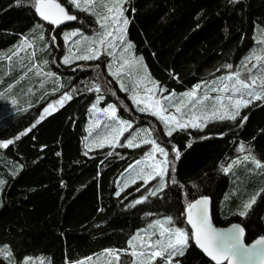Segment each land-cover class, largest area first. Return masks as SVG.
Listing matches in <instances>:
<instances>
[{
    "label": "trees",
    "instance_id": "obj_1",
    "mask_svg": "<svg viewBox=\"0 0 264 264\" xmlns=\"http://www.w3.org/2000/svg\"><path fill=\"white\" fill-rule=\"evenodd\" d=\"M58 1L77 17L68 27L91 34L97 11L86 13ZM122 7L129 21L122 43L133 45L132 54L142 58L162 97L191 90L221 95L225 76L237 70L244 75L246 58L253 52L264 55V0H126ZM63 27L42 20L35 0H0V141H14L0 148V248L7 246L11 255L9 260L0 254V264H24L26 259L28 264H73L103 257L106 249L131 252L128 241L154 219L171 217L170 227H186L185 207L200 196L211 199L215 225L240 223L246 243L264 236V193L246 215L237 213L245 199L264 189V170L244 160L264 161V101L241 109V117H248L242 125L240 117L210 119L203 129H177L168 136L154 116L136 115L107 69L109 55L61 61ZM255 35L262 39L254 40ZM25 40L29 46L17 53ZM229 64L233 67H225ZM65 92L72 99L54 105L56 110L37 124L43 109ZM97 97L101 105L115 104L119 116L146 119L154 140L168 151L175 171L169 168L156 196L150 192L158 187L157 178L125 189L117 184L148 144L129 148L122 136L103 148L85 146L90 106ZM25 129L31 131L16 140ZM141 197L146 199L133 206ZM131 258L121 256L124 264H131ZM174 261L214 264L191 239Z\"/></svg>",
    "mask_w": 264,
    "mask_h": 264
},
{
    "label": "snow or ice",
    "instance_id": "obj_2",
    "mask_svg": "<svg viewBox=\"0 0 264 264\" xmlns=\"http://www.w3.org/2000/svg\"><path fill=\"white\" fill-rule=\"evenodd\" d=\"M21 0H18V3ZM126 0H113L112 6L109 7L105 3H101L100 0H68V3L74 8L81 11H89L90 8H94L96 6L103 7L107 10L108 13H111V17L108 15H99L98 22L100 21H108L111 19V23L116 25L118 23H122L124 27H119L116 29L117 32H123L124 28L128 25L129 21L124 17V8L122 4L125 3ZM231 3H238V0H230ZM35 11L36 13L44 20L48 21L52 25H61L66 21L76 20L77 17L75 15L69 14V11L62 6L61 3L57 2V0H35ZM102 27L105 28V31L99 36V45L105 46L108 44L109 37H113V33L107 31V24H102ZM69 35H76L75 32L71 34H65V40L68 39ZM114 38V37H113ZM40 39H43L41 36ZM120 39L123 40V35L120 36ZM55 37H53V41ZM79 43V42H77ZM264 43V41H261ZM28 42L22 41L21 47H28ZM133 45L131 43L127 44V49H131ZM88 51L91 53L89 55L79 56L77 55L75 59L77 60H93L96 59L99 55L98 48H89ZM261 52L264 53V49H261ZM16 55L14 51L12 56ZM12 56H9L8 59L11 60ZM254 59L258 63L251 64V67H247V61ZM142 61L140 58L137 62ZM264 61V55H257L253 52L248 58H246L245 62H243L242 67L247 68L249 73H252L253 69H257L259 65V69L261 72H264V64L260 62ZM45 63H47L45 61ZM64 64L70 63L69 57H65L63 60ZM125 63H129V61H125ZM227 68H232V65H226ZM146 72V67H145ZM37 75H40V71H37ZM47 75L51 76L53 73L49 72ZM241 72L239 70L232 72L227 79L232 80L235 78V82L232 84V89L234 92L241 93L239 98H233L232 96L227 97L228 104H220L219 107L214 105V110L211 112V115H202L198 116L195 112L191 111V109H195L196 104L200 101L197 100L195 103L191 105L190 108V118L181 122L175 115H161V112L165 111L161 107L160 100H153L152 95L147 97L148 101L151 103L143 102L137 100L135 96L132 97L133 102L139 106L142 102L145 104L144 107H139L140 112L151 111V114L159 117L161 121H163L166 128V135L171 136L172 133L177 129H186L188 127L203 129L206 126V123L209 119H218L220 121L230 120L236 121L238 117H240V124L242 125L247 119V116L241 117L240 110L248 107L254 101H264V75H249L247 79H242ZM155 85L156 82L152 81ZM163 91V89H160ZM216 89H213L215 91ZM229 90V85L224 84L222 88L219 89L221 92H227ZM96 91H99V87H96ZM146 91L150 94H154V89H146ZM186 97L191 99L196 95L195 90L190 91L184 94ZM245 96L247 98H245ZM207 97H205L206 99ZM72 96L68 92H65L58 100L54 103H49L47 107L43 109V113L40 115L39 120L36 121L38 124L41 120L45 118V114H50V111H55L56 108L54 105H63L66 100H71ZM163 99L167 100L168 97H163ZM217 101H220L222 98L217 96L215 98ZM15 103V101H13ZM95 104L93 108H95ZM176 112L182 113V108L185 107L184 101L181 100L179 104L175 105ZM154 109V110H153ZM105 112H110L112 118H116L117 110L114 105L109 104ZM95 127H99V121H97L94 125ZM32 127H35L33 125ZM132 125L123 120L118 121V127L112 128L106 135L98 136L93 143L96 144L97 147L103 148L105 144L114 145V143L119 139L120 135H123L128 128H131ZM31 131V129H25L21 132L16 140H19L21 136L27 134V132ZM147 131V130H145ZM87 139V138H86ZM136 137L132 136L127 139L124 146L129 148H137L144 144L151 145V151L145 153V160L151 161V163L147 164L146 167L151 169V171H145L144 167L140 168V171L135 172V178L129 177L128 181L124 183V187H128L129 183H136V179H142L143 184L147 185L150 180L155 178H160L159 186L150 192V195L156 196L159 192L163 190L165 187L164 176L168 172L169 168L171 171H175V164L172 161L168 160L169 153L165 150V148L161 147L155 140L152 139H141L140 143L137 144L135 142ZM13 140H2L0 141V148H7L11 145ZM87 147V145H86ZM243 145H241V150H243ZM172 152L175 154V158L179 159L181 153L179 150L173 146ZM157 153L164 157L163 160L156 159ZM87 155V153H85ZM244 160H251L257 168L264 167L261 165L259 160H256L254 156H245ZM234 163H238V161H234ZM142 164L141 160L135 161V165L139 167ZM131 167V166H130ZM232 165L224 168V172H228L229 168ZM3 181L0 180V185H3ZM173 183L175 181L173 180ZM122 190V189H121ZM139 191V189H137ZM262 193H264V189H261L260 192H257L256 195L252 196L250 200L243 203V210L239 212V215H246L255 205L257 201V197H259ZM119 192L116 193L119 196ZM146 197H141V199L135 200L133 202V206L135 204H140ZM208 204L209 198L207 196H202L200 199L195 200L194 202H190L187 204L186 212H187V222L191 225V234L185 232L184 229L179 227H166V225H170L172 223L171 217H166L165 219H157L153 224L149 225V228L158 229V239L154 241L145 240L143 236L139 233L133 236L131 240L128 241V245L131 248V252L128 249L124 250H115V249H106L105 253L112 257V260L108 262V264H124L121 260L122 255H130L133 259L131 260V264H152V262L157 261L159 258H163L165 264H179L178 261H174L175 257H182L185 254L186 249L189 246V239L194 240L195 244L199 246L216 264H221V260L227 261V264H239L240 261L244 260H255L258 264H264V237L259 238L255 241V243L251 246H245L242 241L243 236V228L238 224L232 225L231 229L227 230H217L215 229L209 221L208 214ZM144 231V230H141ZM155 234V233H153ZM140 240L139 250H137V245L134 244V241ZM0 254H3L5 258L11 260L10 252L7 249V246L0 248ZM92 258L89 257L88 260ZM24 264H28V260L24 261ZM79 264H84L83 261L79 262Z\"/></svg>",
    "mask_w": 264,
    "mask_h": 264
},
{
    "label": "rangeland",
    "instance_id": "obj_3",
    "mask_svg": "<svg viewBox=\"0 0 264 264\" xmlns=\"http://www.w3.org/2000/svg\"><path fill=\"white\" fill-rule=\"evenodd\" d=\"M65 1L68 3V0H65ZM100 2L105 3L109 7H111L113 0H100ZM71 7L74 8L73 6H71ZM99 7L100 6L90 8L89 11H85V12L91 13V11L95 10V11H97V14H99L101 16L108 15L109 17H111V15H112L111 13H108L107 10L103 7H102V9H99ZM74 9H76V8H74ZM93 21H94L93 25H95V26H93L91 34H80V30L78 28L68 27L69 25L64 26L61 29L60 32H61V36H62L63 52H64L63 55H61V61H63L65 57H69V59H70V63H68V64H71L75 61H82V59L77 60V59H75V57L77 55L84 56V55L91 54L88 51L89 48H98L99 49V55L101 53H104L107 56L109 55L110 59L106 63L107 69L109 70V72L113 76H115L118 79V81L120 83V88L123 89L122 91L126 92L127 97L129 98L133 108L136 111V115H138V114L152 115L151 111H146V112H140L139 111V107L145 106V104L143 102L151 103V101L147 100V97L149 95H152L153 100L158 99L161 101V107L163 109H165V111L161 112V115H169V114L175 115L177 117V119H179L181 122H184V120H187L190 118V111L189 110L191 108V105L193 103H195L197 100H199L200 102L197 103L195 109H191V111L195 112L196 115H198V116H202V115L210 116L211 112L214 110V105L216 107H219L220 104L227 105L228 104L227 97L232 96L235 99V98H239L241 96V94L237 95V93L234 92L233 89H232V93H228V91H229L228 90L227 92H223L221 95H213L209 92L195 90L196 95L194 97H192L191 99H189L188 97H186L184 95L185 93H188L190 91H186L184 93H182V92L171 93V94L163 96V97L167 96L168 97L167 100L163 99V97L159 95V90H158L156 84L154 85L152 83V81H154V80H152L149 77L147 70L145 72V66H144L143 61H140L138 63L137 61L140 59V57L134 56L132 54L131 50L127 49V43L126 44L122 43L120 36L121 35L124 36L125 28H124L123 32H117L116 31L117 28L124 27L122 25V23H118L116 25H113L111 23V19H109L106 22L105 21L98 22V16H93ZM105 23L107 24V31L112 32L114 38L109 37L108 38V40H109L108 44L105 46H100L99 45V36H100V34H102L105 31V28L102 27V24H105ZM72 32H75L76 35H74V36L69 35L68 39L65 40V34H71ZM261 39H262L261 36L260 37H258L256 35L254 36V40H261ZM77 42H79V43H77ZM25 48H27V47L22 48L20 46L16 50V52L18 53L21 49H25ZM99 55L97 57H99ZM125 61H129V63H125ZM253 63H258V62L255 61L254 59H252L251 62L249 64H247V67H251V64H253ZM260 63L264 64V61H261ZM14 66L17 67L16 64ZM17 68H20V66ZM242 71L246 72L244 75L241 74L240 78H242V79H247V77L249 75H257V76L264 75V72L260 71L259 65H258L257 69H253L252 73H249L247 71V68H245V67L243 68ZM4 73H6V71H4ZM2 74L3 73H0V76H3ZM228 76L229 75L225 76L222 79V82H224L225 84L228 83L229 87H232V84L235 82V78H233L232 80H229V79H227ZM2 81L3 80L0 77V83H2ZM222 87H223V85L220 86V88H222ZM146 89H154V94L148 93L146 91ZM191 91H193V90H191ZM133 96H135L137 100H140L143 102L141 104H139V106H137V104L133 102V99H132ZM217 96L221 97L222 99L220 101H217L215 99ZM205 97H207V98L205 99ZM245 98H247V97L245 96ZM101 100H102V97H97L95 99V101L93 102V104L90 106L89 119H88V123L86 126V137H85V146L87 145V148L91 149V148L97 147L96 144L93 143V141L98 136L106 135L112 128L118 127V121L119 120L127 121L132 125V127L128 128L127 131H125L123 133V135L119 136L118 140H120L121 137L123 136L122 143L125 144L126 140L131 138L132 136L136 137L135 142L137 144L140 143L141 139H152V140H154L152 130H150L147 123L145 122L146 119L140 118V120L138 121L136 117H135L136 119H133L131 117H122V116H119L118 113L116 115V118H112L110 115V112H105L104 109H106L109 104L114 105L115 107H116V105L113 103L101 105L100 104ZM181 100H183L184 104H185V107L182 108V113H184L183 115H181V113H177L176 107H175V105L179 104ZM94 104L96 106L95 108H93ZM116 110H117V107H116ZM152 116H154V115H152ZM154 117L159 120L164 131H167L163 121H161L159 119V117H157V116H154ZM97 121H99V125H100L99 127L94 126ZM188 128H191V127H188ZM145 130H147V131H145ZM105 145H108V144L106 143ZM148 145H149V149L147 152H150L151 151V145L150 144H148ZM156 159L163 160L164 157L157 153ZM140 160L142 161V164L139 167H137L135 164H133L131 167H129L127 170H125L120 175V177L118 178V181H117V184L120 188L125 189L124 183L126 181H128L129 177L135 178V172L140 171L141 167H144L145 171H151V169H148L146 167V165L151 163V161L145 160V154L142 157V159H140ZM256 160H258V159H256ZM260 162H261V165H264V161H260ZM255 169H256V165H255ZM258 169L264 170V167H260ZM163 179H164V183H165V176ZM157 180H158V186H159L160 178H157ZM140 181H143V180L142 179H136V183L140 182ZM130 185H133V184L129 183L128 186H130ZM254 195H256V194L252 193V195H250L249 198L245 199L244 202L250 200L251 197ZM242 210H243V208L241 207L239 210H237V213L239 214V212ZM155 220H157V219L152 220V222L149 223V225L153 224ZM161 220H163V219H161ZM166 227H168V226L166 225ZM169 227H170V225H169ZM183 229L185 230V232L189 233V235H190V231L187 227H184ZM142 230H144V231L140 232L138 230L137 233H139L141 236H143L145 240L154 241L155 239L159 238L158 229L152 228V230H150V228L148 226ZM137 233H136V235H137ZM153 233H155V234H153ZM134 244H136L137 247L139 248L140 240L138 239V240L134 241ZM111 259H112V257L109 256L108 254H106L105 256L103 255V257L102 256L95 257L91 260H84L83 262H84V264H108V262ZM131 260H132V258L128 262L131 263ZM73 264H79V262H76Z\"/></svg>",
    "mask_w": 264,
    "mask_h": 264
},
{
    "label": "water",
    "instance_id": "obj_4",
    "mask_svg": "<svg viewBox=\"0 0 264 264\" xmlns=\"http://www.w3.org/2000/svg\"><path fill=\"white\" fill-rule=\"evenodd\" d=\"M57 2H59V3H61L60 1H58L57 0ZM62 4V3H61ZM62 6H64L65 7V5L64 4H62ZM66 8V7H65ZM69 14H71V15H75L74 13H72V12H69ZM39 16V15H38ZM40 17V16H39ZM41 18V17H40ZM42 19V18H41ZM43 20V19H42ZM46 22H48V21H46ZM75 22V20H73V21H66L65 23H63V24H61L62 26H68V25H71V24H73ZM59 26V25H58ZM54 27H57V25H54ZM202 196H200L199 198H197V199H200ZM208 197V196H207ZM209 198V197H208ZM197 199H195V200H197ZM194 200V201H195ZM194 201H192V202H194ZM211 207H212V203H211V199L209 198V204H208V214H209V221H210V223L212 224V226L215 228V229H217V230H227V229H231V227H232V225H234V224H238V225H240V227L241 228H243V230H244V232H243V236H242V241H243V244L247 247V246H251V245H253L254 243H255V241L256 240H258L259 238H261V237H264V236H259V237H257V238H255V239H253L251 242H248V243H246L245 242V229H244V227L240 224V223H238V222H232V223H230V224H227V225H224V226H218V225H215L214 224V222H213V219H212V213H211ZM186 208H187V206L185 207V225H186V227L189 229V231H190V234H191V231H192V229H191V225L187 222V212H186ZM191 239V238H190ZM191 242L193 243V245L207 258V259H209L210 261H212L214 264H216V262L215 261H213L212 259H211V257H209L199 246H197L196 244H195V242H194V240H192L191 239ZM221 264H227V261H224V260H221ZM239 264H258V262L257 261H255V260H244V261H240L239 262Z\"/></svg>",
    "mask_w": 264,
    "mask_h": 264
},
{
    "label": "flooded vegetation",
    "instance_id": "obj_5",
    "mask_svg": "<svg viewBox=\"0 0 264 264\" xmlns=\"http://www.w3.org/2000/svg\"><path fill=\"white\" fill-rule=\"evenodd\" d=\"M50 26H54V25H52V24H50L49 22H47Z\"/></svg>",
    "mask_w": 264,
    "mask_h": 264
}]
</instances>
